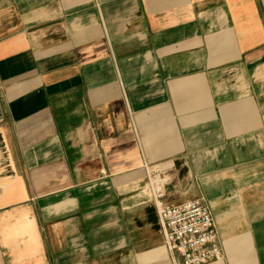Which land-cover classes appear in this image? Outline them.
<instances>
[{"label":"crops","instance_id":"crops-1","mask_svg":"<svg viewBox=\"0 0 264 264\" xmlns=\"http://www.w3.org/2000/svg\"><path fill=\"white\" fill-rule=\"evenodd\" d=\"M151 169L264 264V0H0V264H173Z\"/></svg>","mask_w":264,"mask_h":264},{"label":"built area","instance_id":"built-area-1","mask_svg":"<svg viewBox=\"0 0 264 264\" xmlns=\"http://www.w3.org/2000/svg\"><path fill=\"white\" fill-rule=\"evenodd\" d=\"M147 183L173 264H208L218 259L222 249L208 206L200 200L165 206L166 180L156 169L147 171Z\"/></svg>","mask_w":264,"mask_h":264},{"label":"rangeland","instance_id":"rangeland-1","mask_svg":"<svg viewBox=\"0 0 264 264\" xmlns=\"http://www.w3.org/2000/svg\"><path fill=\"white\" fill-rule=\"evenodd\" d=\"M146 198H147L148 203H149V204L152 206V208L154 209L155 214H156V217H157L156 208L154 207V205H153V203H152V197H151V194H150V191H149V188H148V187H147ZM157 223H158V226H159L160 230L162 231L161 226H160V223H159V220H158V217H157ZM162 234H163V231H162ZM163 241H164V235H163ZM163 243H164V248H165V242H163Z\"/></svg>","mask_w":264,"mask_h":264}]
</instances>
